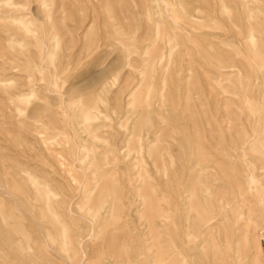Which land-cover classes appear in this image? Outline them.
Wrapping results in <instances>:
<instances>
[{"label":"rangeland","instance_id":"1","mask_svg":"<svg viewBox=\"0 0 264 264\" xmlns=\"http://www.w3.org/2000/svg\"><path fill=\"white\" fill-rule=\"evenodd\" d=\"M0 264H264V0H0Z\"/></svg>","mask_w":264,"mask_h":264}]
</instances>
